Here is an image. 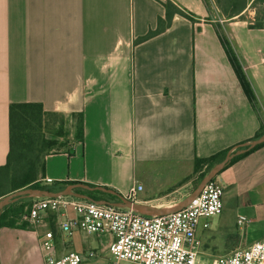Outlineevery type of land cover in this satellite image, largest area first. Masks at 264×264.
I'll return each instance as SVG.
<instances>
[{
  "label": "crops",
  "instance_id": "obj_1",
  "mask_svg": "<svg viewBox=\"0 0 264 264\" xmlns=\"http://www.w3.org/2000/svg\"><path fill=\"white\" fill-rule=\"evenodd\" d=\"M173 1L195 21L176 14L149 36L166 17L161 0H0V167L10 150L14 103L83 115V142L74 138L69 149L46 156L41 185L124 197L141 185L135 202L157 208H173L189 194L172 202L157 195L160 165L251 142L261 118L224 44L264 108V27L244 19L254 15L255 0L226 14L203 0ZM217 179L223 211L198 230L201 256L215 258L264 240V146ZM17 224L0 228V264H44L42 230L19 218Z\"/></svg>",
  "mask_w": 264,
  "mask_h": 264
},
{
  "label": "built area",
  "instance_id": "obj_2",
  "mask_svg": "<svg viewBox=\"0 0 264 264\" xmlns=\"http://www.w3.org/2000/svg\"><path fill=\"white\" fill-rule=\"evenodd\" d=\"M143 186L131 189L135 201ZM224 185L214 178L188 206L168 215H150L76 197L34 198L19 216L42 230L44 264H203L198 230L223 211ZM245 217H240L239 225ZM109 236L104 249L77 251L69 245L76 233ZM212 264H264V240L217 257Z\"/></svg>",
  "mask_w": 264,
  "mask_h": 264
},
{
  "label": "trees",
  "instance_id": "obj_3",
  "mask_svg": "<svg viewBox=\"0 0 264 264\" xmlns=\"http://www.w3.org/2000/svg\"><path fill=\"white\" fill-rule=\"evenodd\" d=\"M205 2V0H203ZM246 1V0H245ZM245 1L242 5L231 4L230 6H223L222 3L218 2L219 8L221 11L226 14V12H234L245 4ZM258 0L254 1V4ZM264 1V0H262ZM161 3L166 8V17L159 19L158 29L155 32H150L149 36L154 35L157 32L165 30L171 25L174 15L178 14L184 16L191 21H195L193 16L182 8L179 4L175 3L173 0H161ZM206 4V3H205ZM255 28H263L264 22L258 23L257 25H252ZM225 50L229 57V60L233 64L235 72L242 84V87L249 97L251 103L253 104L255 110L261 118V128L260 131L253 138L256 139L264 134V108L261 106L254 93L251 83L246 78L242 65L240 64L236 54L231 50L229 46L224 44ZM57 115V113H51L44 110L43 105L40 103H14L10 106V150L7 157V162L4 166L0 167V197L12 193L14 191L23 189V188H40V189H49L58 191L62 187H47L40 184L39 176L45 172V158L47 155L42 158L39 154L36 153L35 142L32 138V133L27 132L25 129L32 130V126L35 124L42 125L46 116ZM78 117V123L76 125L75 139L77 141L83 142L84 140V126H83V115L77 114L73 117ZM49 145L45 146L42 151L52 147L53 142H47ZM242 143L241 145H244ZM264 146V143L258 145L256 148L250 152L241 155L231 162L227 167L245 157L246 155L256 151L257 149ZM230 152V150H225L209 158H196L195 165L200 166L206 165L207 169L205 174L209 171L215 164L222 161L225 156ZM57 153V152H56ZM40 168V174H38ZM225 168L224 170H226ZM223 170V171H224ZM222 171V172H223ZM221 172V173H222ZM220 173V174H221ZM39 175V176H38ZM216 179V178H215ZM85 194H88L95 201H118L119 198L116 195L106 193L100 190L86 191ZM32 201V199H21L18 202L11 203L0 213V228L2 227H19L17 224L18 216L22 214V210ZM20 204V208H15ZM21 212V213H20Z\"/></svg>",
  "mask_w": 264,
  "mask_h": 264
},
{
  "label": "rangeland",
  "instance_id": "obj_4",
  "mask_svg": "<svg viewBox=\"0 0 264 264\" xmlns=\"http://www.w3.org/2000/svg\"><path fill=\"white\" fill-rule=\"evenodd\" d=\"M245 0H205V3L209 10H214L215 6H218V2L223 6H230L231 4L242 5ZM254 15L244 16V19L251 25H257L264 22V4L262 0H258L252 8ZM78 123V117L65 116L61 114L46 116L43 124L40 126L35 124L32 126V130L25 129L27 132L32 133V138L35 142L36 153L42 158L46 154L56 153L59 151L69 149L71 143L74 141L76 133V125ZM47 142H53L52 147H48L42 151L45 146L49 144ZM159 173L162 175L163 184L159 188H156L155 193L157 195H163V200L172 202L179 198L184 191L188 192V196L197 188L204 176L210 171L206 165L196 166L195 161L189 163L179 164H164L160 165ZM158 172V171H157ZM40 174V168L39 172ZM39 176V175H38ZM40 177V176H39ZM83 194L86 190H76ZM18 202V201H16ZM15 203V202H14ZM15 208H20V204H16ZM25 212V209L21 211ZM20 212V213H21ZM19 218V216H18ZM110 241L109 236H96L87 233H76L70 242L71 249L81 251L88 249H104L107 243ZM216 257V256H215ZM215 257L201 256L203 264H212ZM91 264H95L91 263ZM124 264V263H123Z\"/></svg>",
  "mask_w": 264,
  "mask_h": 264
},
{
  "label": "water",
  "instance_id": "obj_5",
  "mask_svg": "<svg viewBox=\"0 0 264 264\" xmlns=\"http://www.w3.org/2000/svg\"><path fill=\"white\" fill-rule=\"evenodd\" d=\"M263 143H264V134L252 140L251 142L247 143L246 145L242 146L241 148L229 152L222 161L218 162L210 169V171L204 176V178L197 186V188L189 196H187L182 202H180L177 206L173 208H157L154 206L138 203L124 196L118 195L115 192L109 191L107 189H103V191L118 196L119 200L115 202L106 201V200L95 201L88 194H83L81 192L76 191L75 190L76 186L72 185L70 187L58 191L49 190V189H40V188H23L14 191L0 198V213L11 203L19 201L21 199L76 197L101 204L113 205L115 207H119L123 209H133L144 214L168 215L176 211H180L186 206H188L189 203L192 201V199L197 197L201 193L205 185L210 181H212L214 178H216L225 168H227L231 164L233 159L250 152L258 145H261ZM96 189L97 188L86 186L87 191H94ZM98 190L101 191L102 189L98 188Z\"/></svg>",
  "mask_w": 264,
  "mask_h": 264
}]
</instances>
